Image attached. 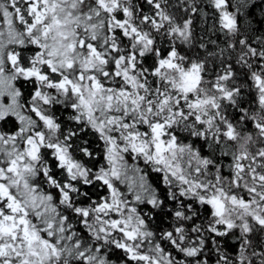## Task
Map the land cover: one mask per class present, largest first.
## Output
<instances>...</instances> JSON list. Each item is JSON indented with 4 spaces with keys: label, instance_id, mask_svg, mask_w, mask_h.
Returning <instances> with one entry per match:
<instances>
[{
    "label": "snow or ice",
    "instance_id": "obj_1",
    "mask_svg": "<svg viewBox=\"0 0 264 264\" xmlns=\"http://www.w3.org/2000/svg\"><path fill=\"white\" fill-rule=\"evenodd\" d=\"M0 264H264V0H0Z\"/></svg>",
    "mask_w": 264,
    "mask_h": 264
}]
</instances>
